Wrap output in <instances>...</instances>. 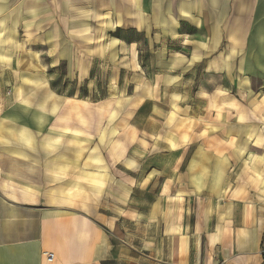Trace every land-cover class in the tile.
<instances>
[{
    "label": "crops",
    "instance_id": "1",
    "mask_svg": "<svg viewBox=\"0 0 264 264\" xmlns=\"http://www.w3.org/2000/svg\"><path fill=\"white\" fill-rule=\"evenodd\" d=\"M0 264H264V0H0Z\"/></svg>",
    "mask_w": 264,
    "mask_h": 264
},
{
    "label": "built area",
    "instance_id": "2",
    "mask_svg": "<svg viewBox=\"0 0 264 264\" xmlns=\"http://www.w3.org/2000/svg\"><path fill=\"white\" fill-rule=\"evenodd\" d=\"M44 256H45L46 260L49 262L53 258V253H51V252H45L44 253Z\"/></svg>",
    "mask_w": 264,
    "mask_h": 264
}]
</instances>
